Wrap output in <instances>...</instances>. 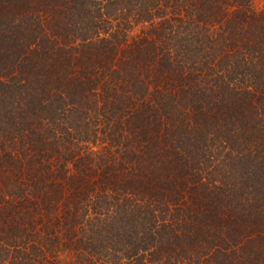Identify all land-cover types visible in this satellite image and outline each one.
<instances>
[{
  "label": "trees",
  "instance_id": "obj_1",
  "mask_svg": "<svg viewBox=\"0 0 264 264\" xmlns=\"http://www.w3.org/2000/svg\"><path fill=\"white\" fill-rule=\"evenodd\" d=\"M0 264H264V0H0Z\"/></svg>",
  "mask_w": 264,
  "mask_h": 264
}]
</instances>
